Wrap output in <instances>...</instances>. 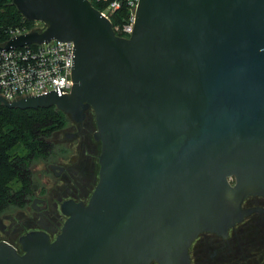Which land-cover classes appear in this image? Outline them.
I'll return each mask as SVG.
<instances>
[{"label":"water","instance_id":"1","mask_svg":"<svg viewBox=\"0 0 264 264\" xmlns=\"http://www.w3.org/2000/svg\"><path fill=\"white\" fill-rule=\"evenodd\" d=\"M44 31L0 48L72 41L74 85L0 102L92 109L99 181L67 200L61 233L0 241V264H191L203 232H227L264 195V0H140L129 37L90 0H12Z\"/></svg>","mask_w":264,"mask_h":264},{"label":"flooded vegetation","instance_id":"2","mask_svg":"<svg viewBox=\"0 0 264 264\" xmlns=\"http://www.w3.org/2000/svg\"><path fill=\"white\" fill-rule=\"evenodd\" d=\"M68 118L67 125L52 135L56 148L49 160H41L47 167L40 172L41 182L32 185L28 197H32L31 206L27 203L25 212L17 202L12 211L0 213V241L11 244L20 253H23L21 237L29 232L45 231L51 241L55 240L61 233L63 218H67L61 212L62 203L73 200L86 204L97 185V143L101 142L94 138L97 129L94 111L87 110L80 121ZM256 207L264 209V195L244 199L243 210ZM31 223L35 227L26 229ZM227 234V237L215 232L199 234L189 250L191 264H264V212L245 214Z\"/></svg>","mask_w":264,"mask_h":264},{"label":"trees","instance_id":"3","mask_svg":"<svg viewBox=\"0 0 264 264\" xmlns=\"http://www.w3.org/2000/svg\"><path fill=\"white\" fill-rule=\"evenodd\" d=\"M93 5L104 9L103 3L93 0ZM127 14V7L123 5L113 15V24H123ZM24 22L33 24L23 17L12 0H0V44L9 38L6 28ZM68 122V116L55 106L9 109L0 102V213L11 203L28 202L34 182V164L50 158L56 148L52 135ZM14 184H18L17 189Z\"/></svg>","mask_w":264,"mask_h":264},{"label":"built area","instance_id":"4","mask_svg":"<svg viewBox=\"0 0 264 264\" xmlns=\"http://www.w3.org/2000/svg\"><path fill=\"white\" fill-rule=\"evenodd\" d=\"M93 4V0H90ZM104 4L100 9L103 16L112 21L113 15L126 5L128 14L123 24L114 25L116 33L129 37L136 20L140 0H94ZM26 22L5 29L9 39L31 32L45 30L41 21ZM113 23V22H112ZM72 41L51 40L42 44H27L15 48H0V96L8 101L56 91L59 94L71 92L74 85Z\"/></svg>","mask_w":264,"mask_h":264},{"label":"rangeland","instance_id":"5","mask_svg":"<svg viewBox=\"0 0 264 264\" xmlns=\"http://www.w3.org/2000/svg\"><path fill=\"white\" fill-rule=\"evenodd\" d=\"M95 129H96V127H95ZM66 132H69V133H72L73 131L72 130H67ZM55 133V132H54ZM97 146H98V152H97V161H98V157H99V155H100V150H101V145H100V143H97ZM49 160V159H48ZM48 160H44V161H48ZM47 166L45 165V163H43V162H41V161H39V162H37V163H35L34 164V170H35V172H34V177H33V181L35 182V183H39V182H41L40 181V178H39V175H41V171L43 172L44 171V169L46 168ZM99 168H100V165H99V163L97 162V183H98V181H99ZM33 182V183H34ZM14 188L15 189H17L18 188V184H14ZM92 194V193H91ZM89 198H90V196H89ZM20 200V199H19ZM18 200V201H19ZM17 202H14V203H11V204H9L8 206H6V209L5 210H7V211H12L11 210V208L14 206V204H16ZM28 206H31V203H32V197L28 200ZM27 203L26 204H23V205H21L20 203H19V205H21V207L25 210L26 209V205H27ZM27 210H25V212H26ZM64 222H65V218H63V220H62V222H61V225H60V227H59V233L61 232V229H62V227H63V224H64ZM5 223H7V221H5ZM35 223H31V224H28V226H26V229L27 228H29V227H35ZM55 238V237H54Z\"/></svg>","mask_w":264,"mask_h":264}]
</instances>
